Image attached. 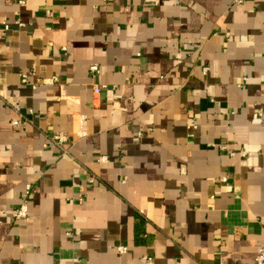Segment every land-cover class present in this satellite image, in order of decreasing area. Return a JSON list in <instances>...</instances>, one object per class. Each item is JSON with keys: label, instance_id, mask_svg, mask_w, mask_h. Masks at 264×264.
<instances>
[{"label": "crops", "instance_id": "crops-1", "mask_svg": "<svg viewBox=\"0 0 264 264\" xmlns=\"http://www.w3.org/2000/svg\"><path fill=\"white\" fill-rule=\"evenodd\" d=\"M14 20L26 27L0 28V264H255L264 0H0Z\"/></svg>", "mask_w": 264, "mask_h": 264}, {"label": "built area", "instance_id": "built-area-1", "mask_svg": "<svg viewBox=\"0 0 264 264\" xmlns=\"http://www.w3.org/2000/svg\"><path fill=\"white\" fill-rule=\"evenodd\" d=\"M237 1L239 2V0H237ZM47 14H49V12H47ZM25 27H26V23L21 21V20H14L12 23H9L6 21L0 22V28L4 31L21 30V29H24ZM96 70H97L96 66L90 67L91 72H95ZM20 77H21V83L22 84H29L28 74H21ZM54 81L55 82L58 81L56 76H53L49 79L38 80L34 83H31L30 86L34 88L37 86V84H39L41 82L45 83V82H54ZM93 91L95 94H97V93H99V88L97 86H94ZM21 118H23V115L17 114V118H14L12 121L13 124L19 125L21 123ZM47 138H48L49 142L52 145L56 146L59 150H61V152L63 154L70 156L69 150L65 146V143L67 142L66 135H64L63 133H56V134H53ZM220 149L224 150L225 146L220 145ZM99 160L105 161L106 157H100ZM224 180H225V178H222V181H224ZM30 190H31V186L26 185L24 193H23V197H22L19 205L11 211V218L14 222H20V221L27 218V215H28V196L30 194ZM117 251L119 253H126L127 247L118 246ZM143 261H144V264H153V259L147 255H143ZM56 264H59V263H56ZM79 264H84V263H79ZM255 264H264V243L258 249L256 258H255Z\"/></svg>", "mask_w": 264, "mask_h": 264}]
</instances>
